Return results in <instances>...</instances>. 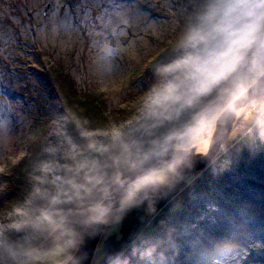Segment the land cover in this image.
Listing matches in <instances>:
<instances>
[{"label":"trees","instance_id":"obj_1","mask_svg":"<svg viewBox=\"0 0 264 264\" xmlns=\"http://www.w3.org/2000/svg\"><path fill=\"white\" fill-rule=\"evenodd\" d=\"M185 1L179 16L182 23L189 24L193 42L165 47L163 61L152 59L154 69L156 62H161V71L147 69L158 76L154 86L158 92L139 109L142 116L138 115L134 124L135 119H129L126 127L123 120L108 124L105 104L76 94L70 81L57 90L58 78L50 73L46 77L45 69L35 67L39 83L26 82L22 88L39 106L38 118L34 117L39 119L36 134L41 137V150L23 157L16 172L7 176L8 190L0 199V264H64L76 251L91 211L117 176L223 95L254 52L264 46V0ZM224 71L215 93L203 97ZM263 71L264 53L237 89ZM202 94L203 98H197ZM253 104L257 109L253 119H238L235 128L239 132L233 130L231 142L226 143L230 145H224L219 157L205 170L186 177L188 185L181 186L173 201L157 207L151 216L143 215L140 233L128 247L124 243L138 211L129 199L120 211L118 234L109 236L114 256L110 264H133L134 258L155 257V245L141 252L138 243L150 221L157 230L160 220L183 219L179 228H168V237L177 234L178 238L160 253L161 257L166 253L167 258L170 251L171 264L181 260L183 264H217V256L264 224V97ZM210 118L187 131L179 144L189 147L203 137L216 119L210 122ZM95 131L101 146L108 149L98 161L87 162L83 134L95 135ZM106 168L110 173L106 171L108 174L94 183ZM43 199L49 205L43 204ZM79 208L82 210L76 213Z\"/></svg>","mask_w":264,"mask_h":264},{"label":"rangeland","instance_id":"obj_2","mask_svg":"<svg viewBox=\"0 0 264 264\" xmlns=\"http://www.w3.org/2000/svg\"><path fill=\"white\" fill-rule=\"evenodd\" d=\"M184 5H187L185 0H0V199L8 190V174L16 172L23 157L30 158L41 150V137L36 134L39 119L35 118H38L39 106L35 99L24 94L26 89L22 88L27 85L26 82L33 86L39 83L35 67L45 69L46 77L50 73L52 78H58L55 81L57 90H62L65 83L70 81L76 94L91 96L98 103L105 104L103 111L108 124L123 120L121 124L126 127V122L141 115L139 109L157 95L158 90L154 86L158 76L154 72L158 69L161 71V62L157 61L158 69H154L150 66L152 59L163 61L167 56L165 47L193 42L189 24L182 23L183 19L179 16ZM225 74L224 71L209 92L197 98L214 94L215 84ZM260 75L241 90L237 88L245 78L239 83L226 103L211 115L210 122L216 118L212 129L219 114ZM65 92L69 91L65 89ZM54 99L56 101L57 97L54 96ZM253 105L240 108L238 119L245 117L248 121L252 120L257 113ZM136 122L137 119L133 120V124ZM236 123L227 143L231 142L234 131L239 132L235 128ZM158 131L159 127L155 132ZM205 134L195 143L204 139ZM97 137L96 131L95 135L83 134V151L88 155L87 162L98 161L102 151L108 149L101 146L102 141L99 142ZM178 144L177 147H183ZM125 154L127 152L122 155ZM107 168L94 183L110 173ZM41 202L50 203L44 199ZM156 206L159 207L157 200L146 201L143 212L151 216ZM82 208L77 209L76 213ZM121 220L122 214L119 212L104 233L92 264H100L103 255L100 250L104 245L113 246L109 236L118 234ZM162 258H166V253ZM216 258L217 264H264V224L253 228L239 245ZM113 261L112 255L107 264Z\"/></svg>","mask_w":264,"mask_h":264},{"label":"water","instance_id":"obj_3","mask_svg":"<svg viewBox=\"0 0 264 264\" xmlns=\"http://www.w3.org/2000/svg\"><path fill=\"white\" fill-rule=\"evenodd\" d=\"M264 53V46L259 47L244 65L235 80L231 83L228 89L221 97L213 101L207 108H205L199 115H197L191 122H189L183 129L176 133L166 144L156 149L148 157H146L138 166L132 167L123 171L111 186L108 194L93 210L88 219L87 225L83 231L82 237L74 254L64 264H92L99 247L102 237L114 220V218L121 211L122 207L129 200L125 195H120L119 190L128 182L131 174L140 171L145 164L155 159H161L165 156L172 155L173 159H185L191 156L198 158L193 170L190 174L197 173L206 169L212 162L216 160L223 145L227 142L231 131L238 119V111L240 108L251 104L255 100L264 96V72L258 79L244 91L240 97L234 100L228 107H226L218 116L214 128L205 134V138L211 135V139L207 150L203 154L197 153V144H192L188 148L177 147L178 140L189 129H191L197 122L205 116L213 113V111L220 108L231 96L234 89L243 80L247 71L253 62ZM212 133V134H211ZM155 171V169H153ZM168 201L157 200L158 206H164ZM140 204L135 216V222L132 226L129 235L125 241V245L129 246L138 236L143 219V206ZM112 245H104L101 248L102 260L100 264H107L112 255L109 253Z\"/></svg>","mask_w":264,"mask_h":264},{"label":"clouds","instance_id":"obj_4","mask_svg":"<svg viewBox=\"0 0 264 264\" xmlns=\"http://www.w3.org/2000/svg\"><path fill=\"white\" fill-rule=\"evenodd\" d=\"M197 162L198 158L195 156L174 160L172 155H168L152 160L145 164L140 171L130 175L128 182L119 190V194H126L127 198L131 200L132 207L139 206L149 200H158L160 203L173 201L177 197L178 190H181V186L188 185L186 177L190 175V170L194 169ZM182 222L183 219L166 222L160 220L157 230H153L154 221L145 224L144 239L138 242L141 252L153 245L158 248V251L154 258L147 256L143 260L134 258L133 264H152L153 259H155V264H171V252L169 251L167 258L163 259L160 253L164 252L166 247H171L172 241L178 238L177 234L169 238L168 228L172 225L179 228ZM161 240L163 243L160 242ZM177 264H183V261H178Z\"/></svg>","mask_w":264,"mask_h":264},{"label":"bare ground","instance_id":"obj_5","mask_svg":"<svg viewBox=\"0 0 264 264\" xmlns=\"http://www.w3.org/2000/svg\"><path fill=\"white\" fill-rule=\"evenodd\" d=\"M255 62V61H254ZM253 62V63H254ZM252 66V65H251ZM246 76V75H245ZM245 78V77H244ZM243 78V79H244ZM214 112V111H213ZM238 113H241V109L238 111ZM213 113H211V114H209V115H207V116H205L203 119H201L199 122H197L192 128H194L196 125H198L199 123H201V122H203L206 118H208V117H210L211 115H212ZM191 128V129H192ZM190 130V129H189ZM188 130V131H189ZM187 133V132H186ZM185 133V134H186ZM184 134V135H185ZM212 134V133H211ZM210 139H211V135L209 136V137H207V138H204V139H202L201 141H199L198 142V144L196 145L197 146V153H199V154H203L206 150H207V148H208V145H209V142H210ZM226 144V143H225ZM224 144V145H225ZM179 145V144H178ZM224 145H223V147H224ZM223 147H222V149H223ZM221 149V150H222ZM221 150H220V152H221ZM219 152V153H220Z\"/></svg>","mask_w":264,"mask_h":264}]
</instances>
